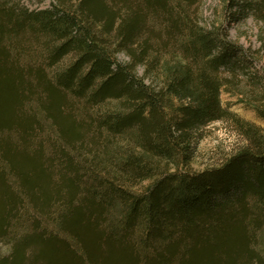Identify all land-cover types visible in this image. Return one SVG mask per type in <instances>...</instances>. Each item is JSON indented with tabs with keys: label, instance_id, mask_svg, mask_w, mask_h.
I'll list each match as a JSON object with an SVG mask.
<instances>
[{
	"label": "trees",
	"instance_id": "1",
	"mask_svg": "<svg viewBox=\"0 0 264 264\" xmlns=\"http://www.w3.org/2000/svg\"><path fill=\"white\" fill-rule=\"evenodd\" d=\"M201 4L0 0V264H264V129L221 102L264 117V0Z\"/></svg>",
	"mask_w": 264,
	"mask_h": 264
},
{
	"label": "rangeland",
	"instance_id": "2",
	"mask_svg": "<svg viewBox=\"0 0 264 264\" xmlns=\"http://www.w3.org/2000/svg\"><path fill=\"white\" fill-rule=\"evenodd\" d=\"M30 8L48 7L51 0H21ZM225 0H202L201 10L202 17L205 22L218 20L220 12L223 10ZM226 23V22H225ZM259 24L253 17L237 18L228 25L229 37L241 43L244 47L252 46V48L260 47L258 37ZM262 59L259 61L261 68L264 67V50H260ZM120 59L125 57L120 54ZM142 74V68L138 69ZM221 102L223 106L236 112L242 118L264 129V117L258 115L256 110L248 105L245 101H241L239 96L231 94L226 90L221 93ZM206 136L199 143L196 157L193 161L194 168H201L206 164L213 163L222 157L224 152L228 151L234 142V136L228 132L222 123H213L206 127ZM0 251H6V246L0 243Z\"/></svg>",
	"mask_w": 264,
	"mask_h": 264
}]
</instances>
